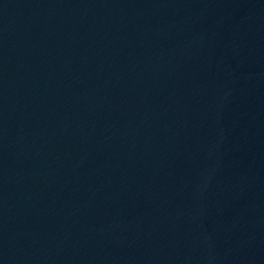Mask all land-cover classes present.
Masks as SVG:
<instances>
[{"label": "water", "instance_id": "95a60500", "mask_svg": "<svg viewBox=\"0 0 264 264\" xmlns=\"http://www.w3.org/2000/svg\"><path fill=\"white\" fill-rule=\"evenodd\" d=\"M0 264H26L1 205Z\"/></svg>", "mask_w": 264, "mask_h": 264}]
</instances>
